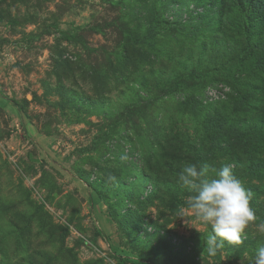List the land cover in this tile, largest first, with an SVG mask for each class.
<instances>
[{
  "label": "rangeland",
  "instance_id": "1",
  "mask_svg": "<svg viewBox=\"0 0 264 264\" xmlns=\"http://www.w3.org/2000/svg\"><path fill=\"white\" fill-rule=\"evenodd\" d=\"M202 1L215 11L172 26L155 0H0V264H251L264 245V0ZM218 83L227 97L201 104ZM154 152L181 170L234 165L255 216L240 244L208 254L194 193L177 177L162 195Z\"/></svg>",
  "mask_w": 264,
  "mask_h": 264
},
{
  "label": "clouds",
  "instance_id": "2",
  "mask_svg": "<svg viewBox=\"0 0 264 264\" xmlns=\"http://www.w3.org/2000/svg\"><path fill=\"white\" fill-rule=\"evenodd\" d=\"M120 160L127 161V154L121 155ZM233 168V164L219 169L207 163L199 169L186 164L178 175L181 187L194 193L187 201L194 217L211 226V234L204 241L210 256L216 255L225 242L240 244L242 233L255 219L250 207L253 194L234 175ZM251 264H264V245L257 247Z\"/></svg>",
  "mask_w": 264,
  "mask_h": 264
},
{
  "label": "trees",
  "instance_id": "3",
  "mask_svg": "<svg viewBox=\"0 0 264 264\" xmlns=\"http://www.w3.org/2000/svg\"><path fill=\"white\" fill-rule=\"evenodd\" d=\"M155 2L158 3V10L157 14L159 17V20L163 23L172 25V26H183V25H190L195 22H197L202 16L205 14H208L212 11H215L216 6H214L213 3H207L205 1H184V0H155ZM189 3H193L198 7L202 8V11L198 13L196 16L190 15V17L187 19V21H181L179 18H176V20H169L166 16L165 13L170 9L173 8L175 4H177L181 9L182 8H187ZM178 7V8H179ZM188 14H190L188 12ZM248 18V16H246ZM203 93V92H202ZM201 93V96H202ZM200 102H201V97H200ZM219 102V101H218ZM213 103H208V104H201L203 105H209V104H214ZM151 160L154 161L155 165L151 164ZM149 162V176L154 179L156 182L157 189L162 192V195L166 197L172 196L173 192H175L176 189V178L178 177L179 173L181 172L180 167L177 168L176 165L173 164V160L171 159L170 156L166 154L158 155L154 152V157L152 158ZM179 170V171H178ZM95 191V190H94ZM96 196H94V202L97 204L99 202V195L97 192H95ZM159 193V192H158ZM151 192L147 195L149 196ZM143 192L141 194L142 198ZM145 196V197H147ZM143 197V198H145ZM142 198V199H143ZM101 199V198H100ZM163 202V201H162Z\"/></svg>",
  "mask_w": 264,
  "mask_h": 264
},
{
  "label": "built area",
  "instance_id": "4",
  "mask_svg": "<svg viewBox=\"0 0 264 264\" xmlns=\"http://www.w3.org/2000/svg\"><path fill=\"white\" fill-rule=\"evenodd\" d=\"M177 4L174 5L173 8H170L166 13L165 16L169 20H176L179 18L181 21H187V19L192 16L198 15L202 11L201 7L196 6L193 3H189L187 8H178ZM188 12L190 14H188ZM230 88L224 83L212 84L205 87L201 96V102L203 104L213 103L217 101L224 100L229 93ZM152 191V186L147 185L143 191L142 198L147 196ZM149 230L151 228H148Z\"/></svg>",
  "mask_w": 264,
  "mask_h": 264
}]
</instances>
